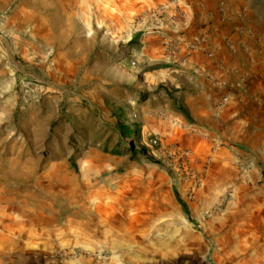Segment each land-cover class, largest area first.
Here are the masks:
<instances>
[{
  "label": "rangeland",
  "instance_id": "rangeland-1",
  "mask_svg": "<svg viewBox=\"0 0 264 264\" xmlns=\"http://www.w3.org/2000/svg\"><path fill=\"white\" fill-rule=\"evenodd\" d=\"M0 264H264V0H0Z\"/></svg>",
  "mask_w": 264,
  "mask_h": 264
},
{
  "label": "built area",
  "instance_id": "built-area-1",
  "mask_svg": "<svg viewBox=\"0 0 264 264\" xmlns=\"http://www.w3.org/2000/svg\"><path fill=\"white\" fill-rule=\"evenodd\" d=\"M150 144L152 146L158 147L161 150V142L157 137L151 138L150 139ZM163 155L164 157H168L170 159H177V158H181V159H185L188 157L189 151L179 147L178 145H173L170 146L169 148H163Z\"/></svg>",
  "mask_w": 264,
  "mask_h": 264
},
{
  "label": "crops",
  "instance_id": "crops-1",
  "mask_svg": "<svg viewBox=\"0 0 264 264\" xmlns=\"http://www.w3.org/2000/svg\"><path fill=\"white\" fill-rule=\"evenodd\" d=\"M217 62L218 61H220V58H217V60H216ZM223 61H225V60H223ZM196 90H198V89H196ZM199 95V94H198ZM189 104H190V108L192 109V110H194L195 112V114H196V119H197V121L200 123V124H207V118H206V116H208V117H210V114L209 115H206V116H203V118L201 119L199 116V112H200V114L202 113V112H204V113H209L208 112V109H207V107H206V102L204 101V99L203 98H197V99H195V100H193V101H191V99H189Z\"/></svg>",
  "mask_w": 264,
  "mask_h": 264
},
{
  "label": "bare ground",
  "instance_id": "bare-ground-1",
  "mask_svg": "<svg viewBox=\"0 0 264 264\" xmlns=\"http://www.w3.org/2000/svg\"><path fill=\"white\" fill-rule=\"evenodd\" d=\"M49 210V209H48ZM82 210H84V209H82ZM99 210V209H98ZM44 213V212H43ZM88 214V213H87ZM38 216V215H37ZM41 217V216H40ZM51 218V217H50Z\"/></svg>",
  "mask_w": 264,
  "mask_h": 264
},
{
  "label": "trees",
  "instance_id": "trees-1",
  "mask_svg": "<svg viewBox=\"0 0 264 264\" xmlns=\"http://www.w3.org/2000/svg\"><path fill=\"white\" fill-rule=\"evenodd\" d=\"M129 135V134H128Z\"/></svg>",
  "mask_w": 264,
  "mask_h": 264
}]
</instances>
